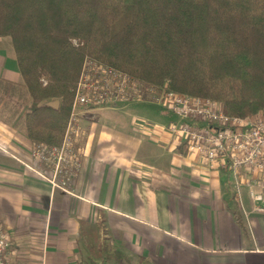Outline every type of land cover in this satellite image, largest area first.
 <instances>
[{"label": "crops", "instance_id": "crops-1", "mask_svg": "<svg viewBox=\"0 0 264 264\" xmlns=\"http://www.w3.org/2000/svg\"><path fill=\"white\" fill-rule=\"evenodd\" d=\"M31 104L0 36V223L12 264H264V211L169 131L176 115L139 110L148 101L81 108L80 163L63 184L56 160L31 154Z\"/></svg>", "mask_w": 264, "mask_h": 264}, {"label": "trees", "instance_id": "trees-1", "mask_svg": "<svg viewBox=\"0 0 264 264\" xmlns=\"http://www.w3.org/2000/svg\"><path fill=\"white\" fill-rule=\"evenodd\" d=\"M0 36L31 94L33 143L62 142L86 57L230 115L264 109V0H0Z\"/></svg>", "mask_w": 264, "mask_h": 264}, {"label": "built area", "instance_id": "built-area-1", "mask_svg": "<svg viewBox=\"0 0 264 264\" xmlns=\"http://www.w3.org/2000/svg\"><path fill=\"white\" fill-rule=\"evenodd\" d=\"M74 43L78 41L74 39ZM145 101L178 116L179 121L169 124V131L178 134L188 151L200 154L209 167L228 171L238 197L246 185L254 208L264 211V109L247 116L230 115L219 100L148 85L91 57L83 61L62 142L34 143L31 154L37 161L56 160L57 172L64 175L63 184L71 182L80 163L75 143L80 109ZM10 243L9 231L0 223V264H12Z\"/></svg>", "mask_w": 264, "mask_h": 264}, {"label": "rangeland", "instance_id": "rangeland-1", "mask_svg": "<svg viewBox=\"0 0 264 264\" xmlns=\"http://www.w3.org/2000/svg\"><path fill=\"white\" fill-rule=\"evenodd\" d=\"M139 110H147V111H151V112H153V114H157L158 113V111H161V110H165L164 108H162L161 106H159V105H157L156 103H153L152 105L151 104H148V105H146L145 107H140V109ZM166 111V110H165ZM167 115H172V116H175V114L174 113H172V112H168V114ZM178 117V116H177ZM232 177V176H231Z\"/></svg>", "mask_w": 264, "mask_h": 264}]
</instances>
